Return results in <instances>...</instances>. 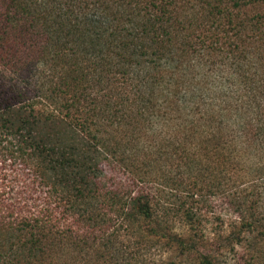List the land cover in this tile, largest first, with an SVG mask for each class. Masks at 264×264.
<instances>
[{"label":"trees","instance_id":"16d2710c","mask_svg":"<svg viewBox=\"0 0 264 264\" xmlns=\"http://www.w3.org/2000/svg\"><path fill=\"white\" fill-rule=\"evenodd\" d=\"M181 3L193 13L189 21L198 26L194 23L187 30L186 20L180 17L179 21L176 5ZM39 41L45 42L42 46L47 55L61 51L89 56L94 68L86 70L87 74H96L93 78L98 80L109 72L126 88L130 104H139V111L150 100L152 86L160 81L169 83L174 105L187 104L189 99L206 101L204 113L210 129L204 131L203 143L222 139L226 116L213 103L226 102L230 91L225 94L217 87L190 83L195 68L190 66V58H224L226 54L234 67L231 75L245 89L243 104L251 115V146L264 153V0H0V60L17 65L21 61L18 54L26 51L33 60L41 47ZM133 83L139 96L132 93ZM57 86L61 84L55 89ZM58 93L61 121L95 138L94 113L100 111V103H92L91 113L82 114L79 123L71 118L76 101L67 99L61 87ZM3 97L0 113L16 105L6 91ZM214 117L221 121H212ZM13 132L0 127V264H130L131 260L137 262L140 247L160 240L180 252L203 246V233L191 205L161 201L143 190L133 193L103 186L99 167H83L84 163L78 167L75 158H64V162L76 167H59L67 150L78 154L77 145L69 144L59 157L54 147L48 149L22 130ZM226 151L219 155L228 160ZM81 160L85 162L86 157ZM18 165L23 167H15ZM173 167H185L193 185L197 174H204L194 160H176ZM30 168L29 176L21 178L22 169ZM19 178L22 192H16L14 186ZM225 183L218 182L214 191L222 192ZM261 189L251 193L246 187L233 195L239 198L228 203L232 207L238 203V210L254 193L259 203L252 200V206H264ZM155 205L164 214L158 215ZM171 211L186 223L183 233L172 229L175 215L167 216ZM259 226L264 227V216L242 217L240 230ZM237 235L234 242L246 239L240 232ZM260 236L264 242V232ZM253 238L257 240L255 235ZM234 242L227 241L223 251L232 252L238 244ZM201 258L203 264H212L208 255Z\"/></svg>","mask_w":264,"mask_h":264},{"label":"rangeland","instance_id":"374dc122","mask_svg":"<svg viewBox=\"0 0 264 264\" xmlns=\"http://www.w3.org/2000/svg\"><path fill=\"white\" fill-rule=\"evenodd\" d=\"M176 6L178 19L180 22L186 20L184 26L187 30L194 23L199 25L189 21L193 13L183 3ZM200 28L204 29V24ZM38 43L41 47L35 52L37 57L33 60L27 58V51L18 54L21 61L17 65H12L13 62L7 59L0 60V97L5 99L3 92L6 91L16 104L0 113V127L12 133L22 130L30 134L35 142L45 143L48 149L54 147L59 157L64 155L69 144L77 145L78 154L75 150H67V154L59 160V167H82L80 163H84L83 167H99L103 186L120 188L125 192H151L161 201L191 205L192 212L197 215L195 219L203 233V246L197 248L199 251L195 248L180 252L160 240L151 246L140 247L136 254L137 262L131 260L130 264H203L201 255H208L212 264H264V242L260 238L264 227L240 230L242 217L264 216V206H258L259 209L252 206V200L259 203L254 193V197H246L245 207L238 210V203L231 202L233 207L228 203L231 198H239L233 195L246 187L251 189V193L264 189V153L251 146V115L243 104L245 89L231 75L234 67L230 65L228 55L224 54V58H190V66L195 67L189 75L190 83H201L206 88L217 87L225 94L226 90L230 91L226 102L213 103L215 109H220L226 116L222 139L210 138L203 143L204 131L210 129L204 113L206 101L189 99L187 104L174 105L169 83L160 81L152 86L150 100L140 106L143 108L140 112L137 110L139 104L136 101L130 104L126 88L109 72L102 73L103 78H96L98 80L93 78L96 74H87L86 70L94 68L89 56L77 57L61 51H52L47 55L42 46L45 42ZM213 74H216L215 82L210 81ZM56 84H61L62 94L67 99L76 101V112L71 117L74 121L79 122L82 114H90L92 103H100V111L94 113L97 118L94 119L95 138L80 127L77 126L80 131H74L61 121L60 87L55 89ZM137 88L135 85L132 88L135 97L141 93ZM216 120L220 118L212 119ZM225 149L230 153L228 160L219 155ZM52 156L54 158L53 153ZM82 157H86L85 162ZM96 157L97 162H94ZM64 158H75L78 163L67 166ZM185 159L194 160L197 169L204 173L203 176L197 174L195 185L185 167H173L176 160ZM2 167L10 172L9 166ZM22 171L20 173L24 177L21 178L25 179L33 169ZM12 178L8 177L6 183L9 184ZM21 178L14 184L16 192L24 189ZM218 182H226L222 192L213 189ZM154 208L158 215L164 214L158 206ZM167 216H173L172 229L178 234L183 233L186 223L180 221L173 211ZM238 232L246 236L240 244L234 242ZM254 235L257 240H254ZM227 241L238 243L230 253L223 251ZM249 243H253L252 249L248 247ZM222 253L223 256H218Z\"/></svg>","mask_w":264,"mask_h":264}]
</instances>
